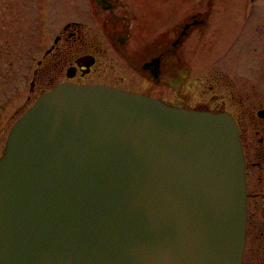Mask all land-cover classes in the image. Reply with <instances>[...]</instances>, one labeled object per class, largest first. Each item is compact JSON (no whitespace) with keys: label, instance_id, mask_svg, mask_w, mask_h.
<instances>
[{"label":"water","instance_id":"obj_1","mask_svg":"<svg viewBox=\"0 0 264 264\" xmlns=\"http://www.w3.org/2000/svg\"><path fill=\"white\" fill-rule=\"evenodd\" d=\"M245 230L227 113L63 83L0 159V264H241Z\"/></svg>","mask_w":264,"mask_h":264},{"label":"flooded vegetation","instance_id":"obj_2","mask_svg":"<svg viewBox=\"0 0 264 264\" xmlns=\"http://www.w3.org/2000/svg\"><path fill=\"white\" fill-rule=\"evenodd\" d=\"M256 1L208 0L168 24L167 0H0V83L15 84L17 95H23L25 25L35 28L43 22L59 27L50 34L37 75L54 56L59 74L65 71L64 80L58 75L55 81L103 85L99 79L106 76L117 82L107 79L105 85L125 89L124 79L102 68L110 50L152 89L163 90L162 97L154 90L139 93L180 108L232 116L245 159L242 264H264V3L254 6ZM207 34L208 50L199 51ZM103 39L109 49L100 43ZM197 52H207V64L194 73L186 57ZM49 87L44 84L40 92Z\"/></svg>","mask_w":264,"mask_h":264},{"label":"rangeland","instance_id":"obj_3","mask_svg":"<svg viewBox=\"0 0 264 264\" xmlns=\"http://www.w3.org/2000/svg\"><path fill=\"white\" fill-rule=\"evenodd\" d=\"M148 2H157V0H147ZM208 0H167L168 8H169V22L171 24L173 21L177 19H181L195 11V9H199V4L205 3ZM220 3L229 0H218ZM200 2V3H199ZM261 3H264V0H257L254 6H260ZM204 4H201V7H204ZM173 12V15H172ZM84 15V14H83ZM227 17V16H226ZM220 18L223 20L225 17L222 15ZM220 21H217V24ZM59 26H50L47 23L43 25V22L39 26L33 28L31 24L26 22L25 25V39H24V57H23V80L21 86H23L22 92L23 95H17V88L14 84L13 86H7L3 83H0V158L3 156L4 150L6 148L7 139L10 135L11 129L13 125L28 111L30 107L34 105V103L38 100L41 95L40 89L47 84L48 87L50 85V90L55 88L65 77V71L62 74H59V69L57 65V60L54 56H49L44 64V68L35 78V89L33 92H30V85L33 79V72L37 65V60L43 56L45 47L49 44L50 34H52L55 29L57 30ZM216 28L213 27L214 30ZM90 30V29H89ZM208 34H213L214 31H208ZM207 34V37L200 44L199 51H207L210 43V37ZM218 35V32H216ZM100 43L108 48L106 40H101ZM109 49V48H108ZM196 53V52H195ZM189 54V57H186V61L190 62L191 67H193L194 73H198V71H202L207 61L204 60V55L207 52H201L200 55L197 52ZM198 60H196L195 57ZM205 61V62H204ZM102 68L106 70L107 73L116 74L118 79H124L122 87L126 90L135 91V92H146L153 91L155 96L162 97L163 90L157 86H154L155 89H152L151 83L142 79L138 74H135L131 71L123 62V60L118 57L114 52L110 51L105 55L104 58L101 59ZM60 76L61 81H55L56 77ZM98 78V77H96ZM95 78V79H96ZM99 79V78H98ZM108 78L103 76L99 80L100 83L105 85ZM110 80V79H108ZM113 80V79H112ZM112 80H110L112 82ZM116 80H113V82ZM117 82V81H116ZM115 82V83H116ZM23 84V85H22ZM110 84V83H108ZM2 85V86H1ZM4 85V86H3ZM114 85V84H113ZM5 106L4 109H2ZM3 131V133H1Z\"/></svg>","mask_w":264,"mask_h":264}]
</instances>
